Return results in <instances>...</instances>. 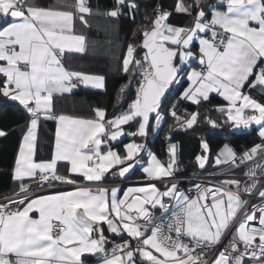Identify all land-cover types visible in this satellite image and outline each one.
I'll list each match as a JSON object with an SVG mask.
<instances>
[{
	"label": "snow or ice",
	"instance_id": "1",
	"mask_svg": "<svg viewBox=\"0 0 264 264\" xmlns=\"http://www.w3.org/2000/svg\"><path fill=\"white\" fill-rule=\"evenodd\" d=\"M95 17L132 26L124 83L111 112L69 113L108 91L75 59L102 46ZM0 98L23 120L0 264H264V0H0ZM181 134L202 178L182 179Z\"/></svg>",
	"mask_w": 264,
	"mask_h": 264
},
{
	"label": "trees",
	"instance_id": "2",
	"mask_svg": "<svg viewBox=\"0 0 264 264\" xmlns=\"http://www.w3.org/2000/svg\"><path fill=\"white\" fill-rule=\"evenodd\" d=\"M171 2V0H167ZM99 3L104 5L106 0H93V4ZM93 28L91 35L93 38L99 36L104 39L101 41V45H97L95 50H90L89 53L80 57L78 63H82L84 67L91 71H96L105 74L108 77V91L106 94H96L95 92L82 90L81 98L91 108L97 104H103L108 107L109 111L113 110V105L116 103L115 96L119 86L124 83V80L116 72L117 59L120 55L121 45L125 43L126 35L131 31L132 26L128 22H123L119 31L115 28H110L103 17H95L91 21ZM106 40H110L111 44L106 43ZM23 124V120L20 118L16 108L12 106V102L6 101L0 98V128H6L10 130V135L7 139L0 138V194H3L11 188L10 177L7 175L14 161L15 152L19 143L21 129L19 125ZM14 130V131H13ZM54 130V125L51 123L46 130L50 136ZM164 133H159V139L149 137L150 147L158 155L163 156V149L166 145L163 143ZM178 140L183 141L184 152L182 168L184 173L197 172L194 163H192L193 149L196 146L195 138L192 136H185L181 134L177 136ZM251 138H237L233 141V144L240 147L247 143ZM215 145L219 143V140H213ZM46 145H41L39 155L46 154ZM211 170V169H210ZM139 175V173H138Z\"/></svg>",
	"mask_w": 264,
	"mask_h": 264
},
{
	"label": "crops",
	"instance_id": "3",
	"mask_svg": "<svg viewBox=\"0 0 264 264\" xmlns=\"http://www.w3.org/2000/svg\"><path fill=\"white\" fill-rule=\"evenodd\" d=\"M80 57H76L75 59L79 61ZM81 91H78L75 95L59 100L58 105L63 108L65 111L69 113H76L81 115H88L90 107L85 103V101L81 98ZM138 175V173H137Z\"/></svg>",
	"mask_w": 264,
	"mask_h": 264
},
{
	"label": "built area",
	"instance_id": "4",
	"mask_svg": "<svg viewBox=\"0 0 264 264\" xmlns=\"http://www.w3.org/2000/svg\"><path fill=\"white\" fill-rule=\"evenodd\" d=\"M188 178H202L201 173L199 171L197 172H190V173H182V179L187 180Z\"/></svg>",
	"mask_w": 264,
	"mask_h": 264
}]
</instances>
